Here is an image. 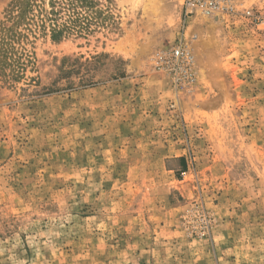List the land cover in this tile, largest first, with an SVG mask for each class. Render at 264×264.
I'll list each match as a JSON object with an SVG mask.
<instances>
[{
    "label": "rangeland",
    "instance_id": "374dc122",
    "mask_svg": "<svg viewBox=\"0 0 264 264\" xmlns=\"http://www.w3.org/2000/svg\"><path fill=\"white\" fill-rule=\"evenodd\" d=\"M59 2L0 0V264H264V0Z\"/></svg>",
    "mask_w": 264,
    "mask_h": 264
},
{
    "label": "trees",
    "instance_id": "16d2710c",
    "mask_svg": "<svg viewBox=\"0 0 264 264\" xmlns=\"http://www.w3.org/2000/svg\"><path fill=\"white\" fill-rule=\"evenodd\" d=\"M17 3H14L12 6H17V21H13V24L17 23L20 19H24V16H27L29 13V19L33 20L38 19L40 21V26L45 28L48 27L53 38H60L64 34H67L72 29H75L78 25L77 30H86L88 28V16H84L82 13L75 10H68V7L65 8V5H61L59 0H49L47 3L48 8L44 4L35 2V0H16ZM68 5V4H66ZM67 9V10H66ZM66 15V18H62ZM10 28V27H9ZM2 57V58H1ZM7 58V50L5 47L0 45V63L2 66L5 63ZM182 162V168H186L184 157L177 158Z\"/></svg>",
    "mask_w": 264,
    "mask_h": 264
},
{
    "label": "built area",
    "instance_id": "2783aa9c",
    "mask_svg": "<svg viewBox=\"0 0 264 264\" xmlns=\"http://www.w3.org/2000/svg\"><path fill=\"white\" fill-rule=\"evenodd\" d=\"M225 0H183L185 13H191L196 9L203 11L221 10ZM180 54V48L174 51V55Z\"/></svg>",
    "mask_w": 264,
    "mask_h": 264
}]
</instances>
